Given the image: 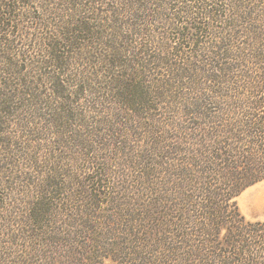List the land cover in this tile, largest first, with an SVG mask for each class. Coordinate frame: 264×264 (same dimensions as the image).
Instances as JSON below:
<instances>
[{"label":"rangeland","instance_id":"rangeland-1","mask_svg":"<svg viewBox=\"0 0 264 264\" xmlns=\"http://www.w3.org/2000/svg\"><path fill=\"white\" fill-rule=\"evenodd\" d=\"M198 1L0 0L1 254L11 246L25 253L20 244L28 236L43 240L30 217L48 182L61 197L97 185L124 195L117 199L121 204L129 196L141 204L160 187L173 191L172 175L179 167L169 163L178 164L179 153L168 154V144L174 135L178 142L183 138L181 109L192 91L184 87L192 79L176 74H182L181 68L205 67L212 55L205 48L214 42L211 27L205 26L209 21L215 25L217 15L213 21L200 18L199 11L194 13ZM205 3L204 11L224 2ZM107 58L122 67L108 66ZM138 76L146 80L147 101L134 98L135 111L122 97L128 89L124 82ZM232 200L245 221H264V181L245 187ZM67 203L84 209L88 202L63 198L61 209L46 217L53 222L68 218ZM197 226L200 231L207 227ZM260 227L264 234V225H255ZM214 246L202 251L221 255V260L229 255L227 244Z\"/></svg>","mask_w":264,"mask_h":264},{"label":"trees","instance_id":"trees-1","mask_svg":"<svg viewBox=\"0 0 264 264\" xmlns=\"http://www.w3.org/2000/svg\"><path fill=\"white\" fill-rule=\"evenodd\" d=\"M206 1L193 7L200 18L213 21V14L217 15L215 25L209 21L205 26L211 27L214 37L212 48H205L212 55L200 71L181 68L183 75L176 74L192 79V85L184 86L192 91L185 94L181 109L183 138L178 142L174 135L168 144V154L179 153L178 164L169 163L179 167L172 175L175 190L160 187L141 204L130 196L121 204L118 200L124 195L101 191L97 185L61 197L57 186L48 182L36 198L37 213L30 217L43 240L21 239L26 252L22 254L19 245L11 246L0 253V264H264V234L261 227L255 228L264 221H245L232 200L245 187L264 181V0H223L220 8L204 11ZM105 61L110 67H122L117 59ZM139 77L124 82L128 89L122 97L135 111L134 98L146 100L142 86L146 80ZM63 198L88 203L84 209L67 203L69 217L53 222L46 216L61 209ZM106 201L111 206L102 208ZM200 224L207 227L200 231ZM199 234L207 237L201 239ZM243 234L253 238L244 239ZM221 241L229 248L223 260L202 251Z\"/></svg>","mask_w":264,"mask_h":264}]
</instances>
